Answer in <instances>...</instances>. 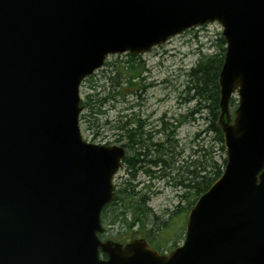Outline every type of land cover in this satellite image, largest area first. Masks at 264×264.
<instances>
[{
    "label": "water",
    "instance_id": "1",
    "mask_svg": "<svg viewBox=\"0 0 264 264\" xmlns=\"http://www.w3.org/2000/svg\"><path fill=\"white\" fill-rule=\"evenodd\" d=\"M215 22L222 176L170 254L102 241L126 149L83 138V81ZM0 264H264V0H0Z\"/></svg>",
    "mask_w": 264,
    "mask_h": 264
},
{
    "label": "trees",
    "instance_id": "2",
    "mask_svg": "<svg viewBox=\"0 0 264 264\" xmlns=\"http://www.w3.org/2000/svg\"><path fill=\"white\" fill-rule=\"evenodd\" d=\"M217 44L218 50L215 54H201L199 61L187 72L189 82L185 91L188 94L185 101L195 103L193 109L188 111L187 116L193 121L201 118L205 121L206 127L196 133V138L202 139L203 135V140L201 144L199 143V149H193L191 155L193 159L188 163V169L184 170L181 166V173L175 175L177 178H174L183 186H186L188 182V194L182 195V198L188 196L186 206L182 204L176 206V209L169 213L168 219H163L162 216L153 212L149 204L151 197L143 191H137V185L132 178L137 177V174L141 172L140 169L150 177L160 178L151 169L156 166L157 162L152 152L145 155L138 151L137 154L124 159L123 162L129 171L130 178L117 187L114 201L105 209L109 213L110 224L126 225V228L130 230L136 228L144 230L145 238L158 250H160L159 245L164 244L163 241L169 240L163 237V232L170 230L174 219L180 215L185 216L186 222L188 213L199 197L221 177L225 169L227 160L225 139L220 125L219 75L224 64L226 42L220 36ZM127 56L129 59L126 61H121V56H117L118 59L116 58L115 62L106 63L105 67L101 69V72H106L102 84L95 82L97 73L84 81L83 87L86 88V91L82 100L84 111L81 120L86 126H89V129L93 131L96 129L97 136L103 134L105 126L111 125L116 142L121 143L124 139H128L130 145H135L139 140H142L144 142L140 148L147 149L151 144L147 139L152 135L147 134L145 125L140 123L137 118H132L129 123L126 116H120L114 123L107 115L108 106L113 102H122L128 90H132L134 95L140 90L137 87L138 79H141L146 71L145 63L138 61V56L130 54ZM231 106L232 108L237 106V99H232ZM179 120L181 121V119L177 121ZM178 125L175 124L173 129L166 126L168 129H165L164 138L173 139L175 135L172 133L177 131ZM219 151L222 153L221 162H217L214 156L218 155ZM141 155H143L142 159ZM170 158L172 159V156L167 151L164 150L161 153V159L165 160L164 162L167 164L166 168L172 170L174 163L168 167L170 162H167ZM184 202L182 201V203Z\"/></svg>",
    "mask_w": 264,
    "mask_h": 264
},
{
    "label": "rangeland",
    "instance_id": "3",
    "mask_svg": "<svg viewBox=\"0 0 264 264\" xmlns=\"http://www.w3.org/2000/svg\"><path fill=\"white\" fill-rule=\"evenodd\" d=\"M221 31L222 29L218 24L193 29L173 38L162 46L154 48L150 53L139 56L138 61L144 62L146 69L143 74L145 80L142 83L145 88L142 107L144 116H150L151 120L155 121L156 117L166 114L169 119L175 116L177 119L184 120L181 115H188V111L192 110L195 104L194 102L185 101V97L188 96L185 91L189 82L187 72L199 61L201 54L211 55L217 52V41ZM116 58L117 56L109 57L107 63L115 62ZM128 59L129 57L126 54L120 58L121 61ZM105 74L106 72L98 71L95 82L102 84ZM85 91L86 88L82 87V98ZM135 98L136 95L130 97V101L135 100ZM106 110L109 119L114 121V123L120 116L127 114L124 101L113 102ZM231 116L234 118V108L232 106ZM81 127L84 139L91 143L119 144L115 143L114 130L111 125L105 126L103 134L98 136L96 134L97 130L89 129V126H86L84 122L81 123ZM205 127V121L201 118L197 119V121L188 118L186 123L178 125L176 138L182 140L183 146L187 148L186 161L184 165L182 164V169H188L186 164L193 159L191 158L193 149L200 148L199 143H202L203 135L202 139L200 137L196 138V133ZM147 130H152V128H147ZM200 154L202 153L200 152ZM214 156L217 162H221L222 153L220 151L218 155L215 154ZM180 167L181 165L177 169ZM173 174L177 175V171L172 172ZM172 175L170 174L167 178L160 179L150 177L144 171H141L135 179L132 178L137 185L136 190H142L151 197L150 207L156 215L162 216L163 219L169 218V213L176 209V204L179 201L176 198L175 190L171 188L172 184H174V178H177V176ZM156 176L159 177L160 175ZM129 178V171L126 167H123L115 178L116 187L122 185ZM108 214L106 213L103 216V222L107 228L111 221ZM185 223V216L180 215V217L174 219L171 229L163 232V237L169 239L168 241L166 240L167 242L163 241L164 244L159 245L163 253L168 254L176 247L182 246L185 239ZM106 237L124 243L136 238H145V231L140 228L130 230L126 228V225L117 224Z\"/></svg>",
    "mask_w": 264,
    "mask_h": 264
},
{
    "label": "flooded vegetation",
    "instance_id": "4",
    "mask_svg": "<svg viewBox=\"0 0 264 264\" xmlns=\"http://www.w3.org/2000/svg\"><path fill=\"white\" fill-rule=\"evenodd\" d=\"M138 79V78H137ZM138 85L137 87L140 88V90L138 91V93L136 94V98L133 101H130V97H133V91L128 90L125 99H124V103L126 106V112L127 114L126 119L127 122L130 123V120L132 118H137L140 123L144 124L145 127L147 128H152V130H147V134L148 135H152V137H148V142L150 144V147H148L147 149L140 148L143 144L142 140H139L135 145H130L128 139H124L123 142L121 143L123 145V147L126 149V157L132 156L133 154H137L138 151L141 153H144L145 155L147 153H153L154 155V159L156 160L157 164L156 166L151 167V169H153L156 172V175H160V179L162 178H167L168 176H170V174L172 175V172H176L181 173L180 172V168L177 169V167L179 165L182 166V164L184 165V162L186 161V155H187V148L183 146L182 140L177 139L176 137V132L174 131L172 133V135H175V137L173 139H166L164 138V136L166 135V131L165 129H168L166 126H169L173 129V126H175V124H179L182 125V123H186L188 120V116L186 115H181L184 116L182 117L184 120L182 121H177L178 119L173 116L172 118L169 119V117L164 114L161 115L159 117H156V120L153 121L151 120L150 116H144L143 112V92L145 91L144 85L142 84L144 82V78L143 75L141 77V79H138ZM150 85V84H149ZM146 128V129H147ZM178 129V128H177ZM176 129V130H177ZM164 142L168 143V146L166 147L165 145H163ZM166 148V149H164ZM166 150L170 156H172V159L170 158L169 161L167 160V162H170V165H168V167H171V163H174V168H172V170H170V168H166L165 164V160L161 159V153ZM143 154V155H144ZM143 155H141V159L143 158ZM188 165V164H186ZM149 166V165H148ZM140 171H144L141 170ZM172 176H175V174H173ZM171 188H173L175 190V194H176V198L179 199L178 203L176 204V206H178L179 204L182 205H186L187 203V199L188 196L186 195L184 198H182L183 194H188V182L186 183V186H183L179 181L174 180V184H172ZM147 190V188H146ZM142 191V190H140ZM182 201H185L184 203H182ZM150 204V201H149ZM117 224H110L109 227H105V232L101 235L102 239L104 240H110L106 237L107 234H109V232L111 233L112 230L116 227ZM105 226V225H104ZM106 237V238H105ZM123 243V242H122ZM125 243V242H124ZM162 251V248L160 249Z\"/></svg>",
    "mask_w": 264,
    "mask_h": 264
},
{
    "label": "bare ground",
    "instance_id": "5",
    "mask_svg": "<svg viewBox=\"0 0 264 264\" xmlns=\"http://www.w3.org/2000/svg\"><path fill=\"white\" fill-rule=\"evenodd\" d=\"M147 128V127H146ZM163 145H165L166 147L168 146V143L167 142H164L163 143ZM164 149H166V148H164ZM166 151V150H165ZM151 166H153V165H151Z\"/></svg>",
    "mask_w": 264,
    "mask_h": 264
}]
</instances>
